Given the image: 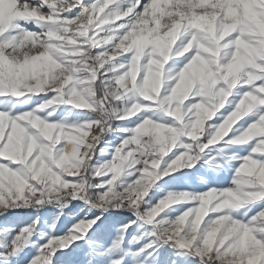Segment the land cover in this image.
I'll use <instances>...</instances> for the list:
<instances>
[{"label": "snow or ice", "instance_id": "6c2138e0", "mask_svg": "<svg viewBox=\"0 0 264 264\" xmlns=\"http://www.w3.org/2000/svg\"><path fill=\"white\" fill-rule=\"evenodd\" d=\"M0 264H264V0H0Z\"/></svg>", "mask_w": 264, "mask_h": 264}, {"label": "rangeland", "instance_id": "374dc122", "mask_svg": "<svg viewBox=\"0 0 264 264\" xmlns=\"http://www.w3.org/2000/svg\"><path fill=\"white\" fill-rule=\"evenodd\" d=\"M30 211V210H29ZM143 242V241H142Z\"/></svg>", "mask_w": 264, "mask_h": 264}]
</instances>
